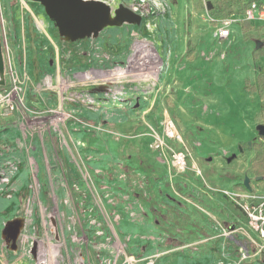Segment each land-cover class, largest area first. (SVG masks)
Listing matches in <instances>:
<instances>
[{"label": "rangeland", "instance_id": "rangeland-1", "mask_svg": "<svg viewBox=\"0 0 264 264\" xmlns=\"http://www.w3.org/2000/svg\"><path fill=\"white\" fill-rule=\"evenodd\" d=\"M96 1L106 28L70 37L41 3L0 0V264H264L224 193L264 190V26L219 39L216 0ZM119 4L139 22H114ZM93 36L128 46L85 68ZM165 118L196 170L155 147Z\"/></svg>", "mask_w": 264, "mask_h": 264}, {"label": "built area", "instance_id": "built-area-1", "mask_svg": "<svg viewBox=\"0 0 264 264\" xmlns=\"http://www.w3.org/2000/svg\"><path fill=\"white\" fill-rule=\"evenodd\" d=\"M239 20L249 22L259 20L264 26V7H260L257 1H252L241 14H232L223 19H213L217 38H228L232 32L231 25ZM162 129L161 137L155 135V147L166 151L172 164L178 170H196L194 162L185 151L174 149L172 144L181 143L182 140L171 120L165 118L162 122ZM224 193L243 213L247 231L254 234L259 243L264 242V190H255L250 185V190H233Z\"/></svg>", "mask_w": 264, "mask_h": 264}, {"label": "water", "instance_id": "water-1", "mask_svg": "<svg viewBox=\"0 0 264 264\" xmlns=\"http://www.w3.org/2000/svg\"><path fill=\"white\" fill-rule=\"evenodd\" d=\"M41 3L46 14L51 18L58 29L70 37L83 36L97 29L101 22L107 19L109 7L102 1L96 0H33ZM123 20H135L139 22L140 16L121 4L114 9V22ZM261 41L255 42V48L261 46ZM4 71V62L2 49L0 45V74ZM256 130L260 136H264V123L257 124ZM235 154L227 158L230 161ZM260 176L255 177L259 180ZM251 179L245 175L243 178V186L250 190ZM17 223H8L5 230L13 227L10 233L15 238L17 233Z\"/></svg>", "mask_w": 264, "mask_h": 264}, {"label": "bare ground", "instance_id": "bare-ground-1", "mask_svg": "<svg viewBox=\"0 0 264 264\" xmlns=\"http://www.w3.org/2000/svg\"><path fill=\"white\" fill-rule=\"evenodd\" d=\"M136 2H138L140 5H145L148 1L147 0H135ZM138 3H135L136 5ZM138 4V5H139ZM39 6V5H38ZM141 7V6H140ZM137 9V8H132V10ZM100 27L102 29L106 28V26L102 23L100 25ZM110 29V28H109ZM109 29H107V31H105L106 33L109 31ZM112 30V29H111ZM110 30V32H111ZM138 30V28L136 29V31ZM104 31V30H103ZM117 31V30H116ZM105 33V34H106ZM152 34V31L150 30V27L148 25V27L145 28L144 27L141 28V30L139 31V35H147L150 36ZM102 35V34H101ZM124 35V34H123ZM159 35V34H158ZM94 37V36H93ZM125 37V35H124ZM119 41L117 44L114 40H107V41H102L100 37L96 38H89L90 40L87 42V57L83 59V61L80 63L81 65H83V67L85 66V68L87 67H94L95 66V61L97 60H101L100 57L102 55H114V56H118V55H122L123 51L126 50L127 46H128V38H124ZM127 37V36H126ZM148 39V38H147ZM123 41L126 42V46H124ZM105 45V48H101L100 45L101 44ZM152 48V47H151ZM160 53L162 54L164 52V48H162V45H160L159 47ZM176 48V47H175ZM173 50V49H171ZM85 52V51H84ZM125 53V52H124ZM130 54V53H129ZM124 56V55H123ZM122 56V57H123ZM76 60V59H75ZM78 60V59H77ZM76 60V61H77ZM79 61V60H78ZM172 68V67H171ZM161 70V69H160ZM177 71V70H176ZM160 77V76H159ZM167 80V79H166ZM109 83V82H108Z\"/></svg>", "mask_w": 264, "mask_h": 264}, {"label": "trees", "instance_id": "trees-1", "mask_svg": "<svg viewBox=\"0 0 264 264\" xmlns=\"http://www.w3.org/2000/svg\"><path fill=\"white\" fill-rule=\"evenodd\" d=\"M257 0H216L213 4L208 3L211 16L214 19L227 18L232 14H241L244 9L252 2ZM259 4V3H258ZM262 51V47L255 49L254 53ZM246 86H248V80L246 81ZM259 86H264V72H259L257 75V85L254 89L258 90ZM255 160L259 157V151H256ZM256 177L260 176L259 180L264 184V171H256ZM264 186V185H263ZM236 190H245L243 183L240 182L235 185ZM264 188V187H263Z\"/></svg>", "mask_w": 264, "mask_h": 264}, {"label": "flooded vegetation", "instance_id": "flooded-vegetation-1", "mask_svg": "<svg viewBox=\"0 0 264 264\" xmlns=\"http://www.w3.org/2000/svg\"><path fill=\"white\" fill-rule=\"evenodd\" d=\"M12 230H13V227H10L9 229H7L6 232H7L8 234H10V233L12 232Z\"/></svg>", "mask_w": 264, "mask_h": 264}, {"label": "crops", "instance_id": "crops-1", "mask_svg": "<svg viewBox=\"0 0 264 264\" xmlns=\"http://www.w3.org/2000/svg\"><path fill=\"white\" fill-rule=\"evenodd\" d=\"M255 22H257L258 25H261V26L263 25V23L261 21H259V20L255 21Z\"/></svg>", "mask_w": 264, "mask_h": 264}]
</instances>
